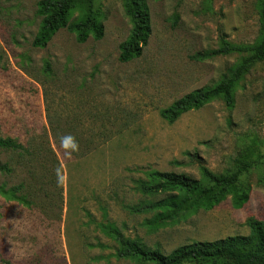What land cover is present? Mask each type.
I'll return each instance as SVG.
<instances>
[{"label":"rangeland","instance_id":"374dc122","mask_svg":"<svg viewBox=\"0 0 264 264\" xmlns=\"http://www.w3.org/2000/svg\"><path fill=\"white\" fill-rule=\"evenodd\" d=\"M41 0H0V264H143L118 258L112 225L148 250L170 255L181 246L250 235L264 222V62L238 82L229 106L222 98L174 123L161 111L212 88L248 54L207 56L254 44L262 35V0H142L151 36L140 58L120 62L132 31L123 0H95L101 39L84 43L65 28L44 49L33 47ZM82 11L73 10L72 24ZM247 202L233 198L212 210L160 221L155 206L168 195L145 196L151 172L202 181L235 170ZM142 209V210H143ZM159 226H155V223Z\"/></svg>","mask_w":264,"mask_h":264},{"label":"trees","instance_id":"16d2710c","mask_svg":"<svg viewBox=\"0 0 264 264\" xmlns=\"http://www.w3.org/2000/svg\"><path fill=\"white\" fill-rule=\"evenodd\" d=\"M123 3L133 25L129 38L120 45V62L128 63L142 56L152 30L149 11L142 0H123ZM37 7V15L42 18V23L32 43L35 48H46L57 32L65 28L76 35L79 43H84L90 36L95 39L103 37L104 27L95 0H41ZM76 8L82 14L79 20L70 24L69 19ZM260 15L262 35L257 42L233 45L223 41L221 48L207 55L212 57L237 52L248 54V57L214 87L195 91L162 110L161 117L164 120L174 123L182 115L202 109L217 98H222L229 106L234 103L233 93L238 82L256 63L264 62V0ZM18 147L14 140L0 138V149ZM234 162L233 172L220 175L202 166L200 182L176 174L151 172L150 182L141 183L140 192L145 196L167 194L168 198L155 206H146V209L137 206L133 211L157 207L161 211L160 221H166L189 211L212 210L229 196L233 198L235 206L241 208L248 200L242 176L255 166L257 160L251 154H246ZM159 223H155V226H159ZM103 227L119 244L118 258H132L143 264H264V222L258 220L250 221L249 236L185 245L167 256L159 250H148L138 242L125 238L112 225Z\"/></svg>","mask_w":264,"mask_h":264}]
</instances>
